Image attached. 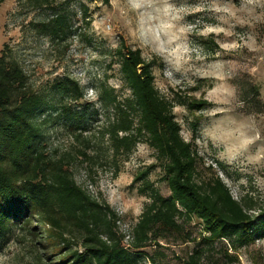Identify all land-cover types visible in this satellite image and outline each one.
<instances>
[{"label": "rangeland", "instance_id": "374dc122", "mask_svg": "<svg viewBox=\"0 0 264 264\" xmlns=\"http://www.w3.org/2000/svg\"><path fill=\"white\" fill-rule=\"evenodd\" d=\"M57 13L67 16L69 31L53 41L33 24ZM122 42L154 62V82L163 95L178 91L212 103L195 116L184 106L174 108L182 136L192 139L198 117L196 144L205 166L214 167L234 198L248 193L264 208V0H110L109 5L100 0H56L53 9L35 10L19 7L16 0L0 2V55L7 45V54L26 73L28 88L44 100L36 114L43 149L57 157L77 155L86 138L91 139L92 154L105 148L100 128L107 111L99 91L107 87L119 99L130 96L116 53ZM66 79L79 83L80 100L59 88ZM250 83L259 88L260 112L242 101ZM195 87L200 89L191 91ZM78 121L80 129L70 130ZM80 133L83 136L76 139ZM116 162L117 177L111 161L94 166L90 174L80 156L68 166L80 186L106 199L118 213V232L125 235L123 245L128 247V235L150 202L140 188L151 183L161 194L170 193L147 144ZM187 228L193 238H200L199 221ZM17 234L13 231L0 240V264H39L37 250ZM160 244L144 249L142 264H186L195 246L176 236ZM219 248L211 251L210 263L264 264V237L230 249L234 261L222 257ZM148 254L155 262L145 258Z\"/></svg>", "mask_w": 264, "mask_h": 264}, {"label": "trees", "instance_id": "16d2710c", "mask_svg": "<svg viewBox=\"0 0 264 264\" xmlns=\"http://www.w3.org/2000/svg\"><path fill=\"white\" fill-rule=\"evenodd\" d=\"M100 1L110 4V0ZM16 2L35 10L53 9L56 0ZM33 26L53 41L69 31L64 13ZM7 49L5 45L0 55V240L17 231L21 240L28 239L37 250L34 258L39 264H142L144 249L176 236L183 243H195L186 264H218L209 260L217 247H222V257L234 261L230 249L264 237V208L248 193L240 200L234 198L214 167L205 166L196 144L198 117L192 139L182 136L174 108L184 106L195 116L212 103L178 91L163 95L154 82V62L143 58L139 49L122 42L116 50L130 96L119 99L107 87L99 91L107 111L100 128L105 148L100 146L92 154L88 150L91 139L86 138L77 155L66 152L60 157L41 146L36 114L44 100L28 88L26 73ZM59 88L75 100L82 98L76 80L66 79ZM242 99L254 112L261 111L255 84H248ZM75 129H80L79 121L70 126ZM81 136L75 134L76 139ZM139 144L154 151L170 194H161L151 183L140 188V193L149 194L150 202L132 227L125 247V235L118 232V213L106 199L80 186L68 164L80 156L90 174L94 166L111 161L113 177H117L120 166L116 161L127 160ZM255 211L259 213L254 215ZM193 220L201 227L198 240L187 228ZM145 258L155 262L150 254Z\"/></svg>", "mask_w": 264, "mask_h": 264}]
</instances>
